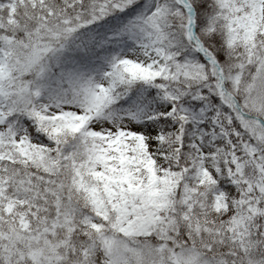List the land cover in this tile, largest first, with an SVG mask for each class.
Segmentation results:
<instances>
[{"label": "snow or ice", "instance_id": "6c2138e0", "mask_svg": "<svg viewBox=\"0 0 264 264\" xmlns=\"http://www.w3.org/2000/svg\"><path fill=\"white\" fill-rule=\"evenodd\" d=\"M0 264H264V0H0Z\"/></svg>", "mask_w": 264, "mask_h": 264}]
</instances>
